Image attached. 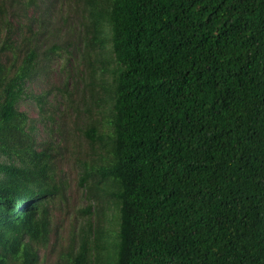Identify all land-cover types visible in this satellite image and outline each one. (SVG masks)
<instances>
[{"label": "trees", "instance_id": "16d2710c", "mask_svg": "<svg viewBox=\"0 0 264 264\" xmlns=\"http://www.w3.org/2000/svg\"><path fill=\"white\" fill-rule=\"evenodd\" d=\"M81 2L101 15L102 0ZM105 18L116 66L82 86L80 130L110 151L97 170L117 186L112 264H264V0H109ZM45 20L34 32L17 22L0 42V207L11 210L0 216L44 232L46 219L31 215L57 188L22 150L47 153L33 150V134L17 154L5 129L39 53L73 46L67 37L40 51ZM9 227L0 244L17 250L21 227ZM93 258L84 239L70 264Z\"/></svg>", "mask_w": 264, "mask_h": 264}, {"label": "rangeland", "instance_id": "374dc122", "mask_svg": "<svg viewBox=\"0 0 264 264\" xmlns=\"http://www.w3.org/2000/svg\"><path fill=\"white\" fill-rule=\"evenodd\" d=\"M108 2H100L103 11L93 18L81 0H0V42L7 29L17 30V22L27 23L34 32L48 14L52 20L47 27L49 37L46 40L43 35L37 40L39 50L54 42L64 45L67 37L74 42L73 46L64 45L53 52L50 58L39 53L40 63L27 83L28 95L18 104L22 114L5 129L7 142L17 154L26 141H32L33 134L38 135L33 150L46 151L47 155H28L22 150V156L46 166L48 183L57 189L53 198L31 215L33 222L46 219V232L27 225L22 214L0 216L3 233L10 225L21 227L17 250L0 244V264H25V252L29 255L27 264H70L84 239L95 264H112L115 260L118 213L112 193L117 186L97 170L111 162L110 151L105 141H91L80 130L86 122L81 96L89 100L82 86L94 83L92 80L116 66L106 40ZM39 93L44 100L42 110L34 99ZM1 209L11 212L2 206ZM27 229L36 233L30 234ZM87 230L91 236L85 238ZM7 238L11 239V235Z\"/></svg>", "mask_w": 264, "mask_h": 264}, {"label": "bare ground", "instance_id": "6f19581e", "mask_svg": "<svg viewBox=\"0 0 264 264\" xmlns=\"http://www.w3.org/2000/svg\"><path fill=\"white\" fill-rule=\"evenodd\" d=\"M20 250V249H19Z\"/></svg>", "mask_w": 264, "mask_h": 264}]
</instances>
